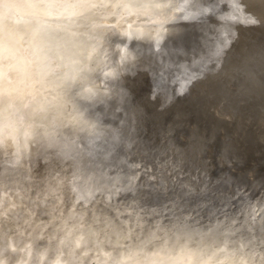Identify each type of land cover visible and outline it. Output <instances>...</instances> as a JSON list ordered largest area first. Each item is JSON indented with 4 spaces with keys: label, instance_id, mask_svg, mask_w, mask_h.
Here are the masks:
<instances>
[{
    "label": "rangeland",
    "instance_id": "rangeland-1",
    "mask_svg": "<svg viewBox=\"0 0 264 264\" xmlns=\"http://www.w3.org/2000/svg\"><path fill=\"white\" fill-rule=\"evenodd\" d=\"M157 2L164 8L168 0ZM218 2L217 12L226 5L243 6L257 23L226 26L211 12L197 19L179 18V9L195 11L196 0H175L179 8L170 15L124 14L123 19L110 16L99 23L81 19L79 24L107 35H92L79 27L89 35L88 59L81 68L90 82L89 110L83 120L94 127H72L83 134L71 139L85 156V145H95L91 159L111 165L102 172L95 169L107 178L99 181L106 188L100 191L92 185V194L84 195L78 187L69 190V181L62 177L71 172L73 161L63 168L58 149L28 146L19 157L21 163L13 162L5 172L16 174L19 164L26 166L31 153L40 151L34 162L39 160L40 167L56 177L21 201L8 197L13 175L3 173L0 188L8 190H0V244L6 251L0 264H47L50 258L51 264H100L115 257L117 243L139 245L148 252L151 245L144 248L137 235L155 244L167 239L177 251L181 244L192 247L211 238L225 242L221 251L234 253L226 264H264V234L259 235L264 225V0ZM6 27L16 28L10 21ZM19 30L27 28L20 25ZM130 31L139 34L124 35ZM102 45L105 54L93 64V50ZM124 49L127 59L122 61ZM110 70H115L112 77L105 75ZM184 72L187 75H180ZM200 72L203 75H197ZM172 80L188 86L183 100L173 99L183 90L175 89L167 97L156 89ZM20 141L22 147V137ZM45 162L59 165L47 167ZM5 181L9 183L2 185ZM134 210L138 215L130 220L128 214ZM137 220L140 228L135 227ZM109 221L113 227H108ZM121 222L131 228L132 240L115 235ZM119 258L129 264L123 250ZM138 259L144 260L143 253Z\"/></svg>",
    "mask_w": 264,
    "mask_h": 264
},
{
    "label": "snow or ice",
    "instance_id": "snow-or-ice-1",
    "mask_svg": "<svg viewBox=\"0 0 264 264\" xmlns=\"http://www.w3.org/2000/svg\"><path fill=\"white\" fill-rule=\"evenodd\" d=\"M201 3H211L212 7H200ZM218 7V0H196V3L192 5L195 11L179 9V18L197 19L206 12H211L216 20L226 26H230V22L257 23L254 16L247 12L243 6L226 5L225 9L217 12ZM178 8L175 0H168L164 8L159 6L157 0H142L137 4L130 3L128 0H111L110 3L106 0H0V152L15 145L17 151L14 155L18 157L16 162L19 163V157L23 152L20 147L21 137H23L25 148L29 145L33 148L37 145L56 148L59 155L73 161L71 172L62 177V179L66 178L69 181V190L78 187L81 195H84L85 192L92 194V185H96L97 190H105L106 185L99 182L102 177L95 169L99 168L102 172L103 167L111 165L96 163L91 159V155L95 153V145L91 147L85 145V147H89V156H85L75 140L55 131V125L58 121L61 127L69 126L61 120L63 105L58 103L72 84L71 77L62 71L65 67V61L87 60V47H85L83 54L78 57L77 53L72 50L71 39L63 35L53 34L49 26L55 24L58 27L68 28L70 26L62 24V21L73 17L99 23L107 20L110 16H120L123 19L124 14L170 15L174 9ZM113 9L120 11H112ZM225 10L228 12L227 15L224 14ZM9 21L16 26L15 30L9 31L7 29L6 22ZM20 25H24L27 31L21 32L19 30ZM77 27H86L94 35H107L104 32H98L90 24L80 23ZM138 34L137 31L124 33L129 37H135ZM25 36L29 37V41L25 42ZM122 51L125 52V55L121 59L125 61L127 59L126 49ZM93 53L92 62L98 64L100 57L105 54L103 45L94 49ZM116 55H120V53H116ZM105 75L112 77L115 75V70H110ZM80 79L83 80L84 78L81 77ZM93 87L99 91L96 84H93ZM25 89L28 91L25 92ZM75 94H83L80 81H77ZM21 96L30 98L26 103H23V108L28 109V123H25L24 116L17 114L19 110L10 111ZM76 123L88 125L87 120ZM49 124L53 126L51 132L48 131ZM72 126L74 127L75 124ZM88 126L94 127L93 125ZM102 154L99 153V155ZM4 179V174L0 172V181ZM0 190L8 189L0 188ZM109 195H116V193L111 192ZM3 204L4 201L0 199V208L3 207ZM137 215L138 213L134 210L128 214V218L131 220ZM108 227H113L112 221H109ZM135 227L140 228L139 220L135 222ZM115 235L122 237L125 241L132 240V230L131 228L125 229L123 222H121V226ZM150 235L155 237V233ZM136 240L143 244L144 248L151 245L149 251L144 252L139 245L117 243L113 249L116 253L115 257L111 261L102 260L100 264H122L119 258L121 250L125 252L129 264H226L228 258L234 255L231 252L221 251L220 244L225 243L224 241L211 238L209 243H195L192 247L187 243L181 244L178 246V251L176 244L171 247L168 246L167 239H162L161 243L155 244L151 240L145 241L140 235H137ZM0 241H2V237H0ZM68 243L70 244L71 241ZM84 243L87 246L88 242L85 241ZM213 244H215V249H213ZM107 247H112L111 236L108 238ZM134 247L139 248V250L134 251ZM4 251L6 248L0 244V255H3ZM142 253L144 255L143 261L138 259ZM161 253H164V257H161ZM155 257L160 258L155 259ZM47 264H51V258ZM230 264H248V261L232 260Z\"/></svg>",
    "mask_w": 264,
    "mask_h": 264
},
{
    "label": "bare ground",
    "instance_id": "bare-ground-1",
    "mask_svg": "<svg viewBox=\"0 0 264 264\" xmlns=\"http://www.w3.org/2000/svg\"><path fill=\"white\" fill-rule=\"evenodd\" d=\"M25 19H27L25 17ZM81 21L80 17H73L69 20H64L62 21V24L65 25H69L70 27L65 28V27H58L55 24L50 25L49 27L51 28V31L53 32V34H59V35H63L66 37H69L72 41V50L74 52L77 53V56H81L84 52V49L87 45V41L89 35L83 34L82 32H80V28L77 27V25L79 24V22ZM67 22V24H66ZM192 21H188L186 24H191ZM246 26H243V29H245ZM93 35V34H92ZM87 37V40H86ZM84 59H74L72 61H65V67L63 68L64 73H67L71 79H72V84L69 86V90H67L66 94L58 101V103L63 105L62 108V115H61V120L63 121L64 124L69 125L68 127H61L60 126V122L58 121L56 123V127H55V131L60 133L63 136H69L72 139L75 137V134H79L82 135L80 133H77L75 131H73L72 129V125L75 124V127H79V124L76 123L77 121H81L83 120L85 114L87 113V111L89 110V104H88V88H90V82L88 81V79L86 78V76L81 72V68L84 65ZM126 63V62H125ZM186 73L188 72H184L183 74L181 73L180 75H187ZM210 73V72H208ZM197 75H203L201 72ZM83 77L84 79L81 80L80 78ZM77 81H80V83H82V95H76V85H77ZM182 82H177V80H172L171 82H169L168 84H163L160 83V86L158 88H156L160 93L166 94L167 97L170 95L171 96V92H173L175 89L177 90H183V92L178 93V94H174L173 99H178V100H183L185 97L188 96L189 94V90H187L188 86L184 85L185 87H183ZM28 90L25 89V92H27ZM188 92V94H187ZM55 94V93H53ZM187 94V95H186ZM51 99V97H49ZM181 98V99H180ZM30 98L27 96H21L20 98H18L15 102V107L10 109V111L16 112L17 110H19L17 112V114L19 116H24L25 118V123H28V109L23 108V103H26ZM171 105V104H170ZM172 106V105H171ZM46 124L48 123L47 121L45 122ZM52 125H48V131H53L50 130L52 127ZM81 126V125H80ZM72 129V130H71ZM23 138V137H22ZM21 143L22 141H20V147H21ZM29 147H31L29 145ZM28 146L25 148L24 144L21 147V149L27 150L30 149ZM44 152H46V149L43 148ZM17 149L15 145H12L10 147H7L4 150V154H2L1 158H0V172L4 173L5 175H9L13 172L7 171L5 172V170L7 169L8 166H10L13 162H16L18 157L16 155H14V153H16ZM41 153L40 151H35L32 152L26 166L25 164H19V167L16 168V174H11L13 176H11L10 178H12L14 185H12V187H9V193H8V197H13L15 199H20L21 201H24L26 198H29L31 196V194L33 196L36 195L37 191H40V188L43 187V185L47 182V181H53L55 180V177L52 173V171H50L49 169H45V167L41 168L40 164L38 163L39 160L34 162V157ZM48 153V152H47ZM56 156H60L58 154V152L56 153ZM60 161L63 163V168L64 167H69L71 164V160H68L67 158H65L64 156H62V158L60 157ZM17 163V162H16ZM21 163V162H19ZM57 162H53V164L49 163V162H45L44 164L49 166H54L55 165H59L56 164ZM60 163V162H59ZM18 164V163H17ZM53 167V168H54ZM45 169V170H44ZM57 170V169H56ZM58 170L62 171V169L60 168V166H58ZM50 171V172H49ZM103 179V177L101 178ZM1 182V181H0ZM9 182H2V185H7ZM264 234V225L263 222L261 223V226L259 228V235L262 236Z\"/></svg>",
    "mask_w": 264,
    "mask_h": 264
},
{
    "label": "water",
    "instance_id": "water-1",
    "mask_svg": "<svg viewBox=\"0 0 264 264\" xmlns=\"http://www.w3.org/2000/svg\"><path fill=\"white\" fill-rule=\"evenodd\" d=\"M129 102L133 104V102H132V101H130V100H129ZM141 117H142V119H144V115H143V114H142V116H141ZM142 124H143V127L145 128V132H146V138H149V140L151 141L150 137L148 136L147 129H146V126H145V124H144V121L142 122Z\"/></svg>",
    "mask_w": 264,
    "mask_h": 264
}]
</instances>
